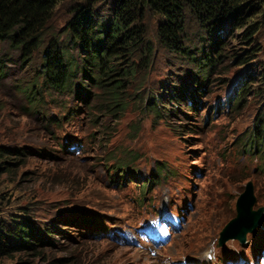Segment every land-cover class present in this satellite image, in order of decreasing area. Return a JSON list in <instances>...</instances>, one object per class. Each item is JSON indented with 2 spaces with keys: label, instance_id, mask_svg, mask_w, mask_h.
Returning a JSON list of instances; mask_svg holds the SVG:
<instances>
[{
  "label": "rangeland",
  "instance_id": "rangeland-1",
  "mask_svg": "<svg viewBox=\"0 0 264 264\" xmlns=\"http://www.w3.org/2000/svg\"><path fill=\"white\" fill-rule=\"evenodd\" d=\"M247 1L244 14L257 2ZM79 7L88 19L108 20L105 3L65 0L42 24L44 36L29 59L1 46L0 147L10 170L0 173V222L21 223L45 242L32 238L35 249L14 248L0 264H264V213L243 244H218L246 183L254 188L253 210L264 209V153L254 141L264 130V7L252 12L259 13L248 42L239 40L250 23L240 30L225 21L204 28L210 59L221 44L226 48L201 88L189 56L161 45L159 17L143 11L137 25L152 54L141 45L110 63L134 70L118 89L107 83L122 77L107 81L67 35ZM186 25L180 40L192 48L202 31L193 16ZM51 41L84 71L70 92L50 88L32 104L24 89L43 82ZM251 48L254 56L238 66L231 54ZM177 93L192 96L194 107L190 100L172 102ZM169 109L177 111L168 116ZM149 180L147 190L140 188Z\"/></svg>",
  "mask_w": 264,
  "mask_h": 264
},
{
  "label": "trees",
  "instance_id": "trees-1",
  "mask_svg": "<svg viewBox=\"0 0 264 264\" xmlns=\"http://www.w3.org/2000/svg\"><path fill=\"white\" fill-rule=\"evenodd\" d=\"M65 0H0V51L1 46L7 45L12 52H18L19 57L23 61L29 59L38 49L40 38L44 36L41 32L42 24L46 22L50 16L51 10L59 3ZM85 5L98 7L105 3L110 11L108 20L95 18L88 19L87 14L83 11L84 8H76L77 16L68 23V34L71 35L74 43H81V49L85 48L89 57L91 66H97L100 71H103V77L107 81L115 76H121L120 79H113L107 83L118 89L122 86L124 78L133 76L134 70L132 64H128L127 68L122 70L116 69V65L120 63H110L120 57L126 56L125 52H130L132 55L136 48L143 45L146 48L148 56L152 54V48L144 44L146 39V30L137 23L143 17V11L153 13L159 17L157 27V40L165 48L170 49L172 53L177 55H186L188 61L194 70L200 74L199 80L196 81L198 88L204 86V77H209L211 69L218 64L219 59L223 57L226 44H221L218 48V53L210 59L207 55L210 52L206 33L204 28L216 24L218 21H225L226 24L232 25L235 30L247 29L242 34L240 42H248L253 35L255 22L252 20L259 13H252L259 9V6L264 7V0H257L254 6H250L246 14L243 13L245 8L251 3L247 0H81ZM256 8V9H255ZM90 10V9H89ZM253 14L247 21L246 17ZM242 16L241 17H239ZM260 15L264 16V9ZM193 16L198 24L199 30L202 31L201 43L194 47L182 46V41L187 37L186 17ZM228 19L234 24L228 22ZM233 40H237L235 35ZM186 41V40H185ZM71 44L72 41L70 40ZM219 42L214 44L213 50L217 49ZM63 47H59V42L51 41L48 48L45 50V63L43 82L38 89L33 91V86L24 89L29 99L33 97V103L37 102L36 96L39 92H47L50 88H59L64 91H71L72 84L77 80V72L84 71V65L78 68L73 59H70L68 52ZM254 48L250 50L244 49L242 54L233 52L231 57L238 62V66L246 64L251 56ZM59 54V55H58ZM5 55V54H2ZM62 58L66 62L62 61ZM216 58V59H215ZM62 61V63H61ZM85 61V60H84ZM250 77L247 73L243 78ZM104 79L98 78L96 86L102 87ZM253 83V81H251ZM36 84V82H35ZM198 91V89H197ZM191 101L190 108L194 107L193 97L188 99L185 96H180V93L172 98V102L179 105V102ZM165 105V103H163ZM163 105V107H164ZM237 105V104H236ZM161 106V108H163ZM169 114H175L177 110L169 109ZM264 115V114H263ZM259 133L254 141H258L259 155L264 153V130L259 129ZM3 148L0 147V173L9 172V167L6 165ZM19 156H24L21 150L16 151ZM18 162H22L21 159ZM164 168H157V174L160 175ZM153 184L151 180L143 182L140 188H149V184ZM74 224L77 221L69 220ZM77 222V223H76ZM50 232V231H47ZM45 234V233H43ZM32 238L36 242L43 243L44 240L35 236L32 229L25 230L23 224L16 223V226L10 228L6 224L0 222V256L9 255L14 248H32L36 245L30 243ZM29 244V246H27Z\"/></svg>",
  "mask_w": 264,
  "mask_h": 264
},
{
  "label": "water",
  "instance_id": "water-1",
  "mask_svg": "<svg viewBox=\"0 0 264 264\" xmlns=\"http://www.w3.org/2000/svg\"><path fill=\"white\" fill-rule=\"evenodd\" d=\"M254 188L251 182L246 183L244 191L235 202V217L232 218L219 233V246L228 240H236L243 244L248 233H254L264 213L263 208L253 210L255 205Z\"/></svg>",
  "mask_w": 264,
  "mask_h": 264
},
{
  "label": "bare ground",
  "instance_id": "bare-ground-1",
  "mask_svg": "<svg viewBox=\"0 0 264 264\" xmlns=\"http://www.w3.org/2000/svg\"><path fill=\"white\" fill-rule=\"evenodd\" d=\"M116 237H119L118 233H113V238L115 239Z\"/></svg>",
  "mask_w": 264,
  "mask_h": 264
}]
</instances>
